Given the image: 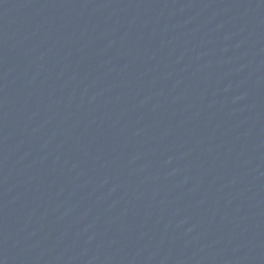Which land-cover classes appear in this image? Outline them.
<instances>
[{"label":"water","instance_id":"95a60500","mask_svg":"<svg viewBox=\"0 0 264 264\" xmlns=\"http://www.w3.org/2000/svg\"><path fill=\"white\" fill-rule=\"evenodd\" d=\"M0 264H264V0H0Z\"/></svg>","mask_w":264,"mask_h":264}]
</instances>
